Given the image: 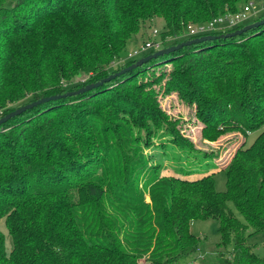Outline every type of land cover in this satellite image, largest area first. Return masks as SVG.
I'll return each mask as SVG.
<instances>
[{
  "label": "trees",
  "instance_id": "1",
  "mask_svg": "<svg viewBox=\"0 0 264 264\" xmlns=\"http://www.w3.org/2000/svg\"><path fill=\"white\" fill-rule=\"evenodd\" d=\"M247 1L0 0V107L64 93V84L80 73L90 74L91 82L106 77L153 17H162L175 35L189 21L234 14ZM182 58L178 72L193 82L198 97L201 91L210 97L200 114L203 137H244L218 165L225 190H216L213 173L166 176L161 162L144 157L138 146L149 140L139 135L147 130L143 118L107 106L120 101L117 92L101 98L113 91L115 78L0 125V219L12 238L7 252L0 231V264H178L197 249L191 221L209 218L218 221V244L231 246L229 255H218L219 264H264L247 243V236L264 231V24L149 62ZM146 65L118 76L117 90L131 87V77ZM74 100L82 102L56 112ZM258 130L246 145L245 137ZM169 141L182 142L178 136Z\"/></svg>",
  "mask_w": 264,
  "mask_h": 264
},
{
  "label": "rangeland",
  "instance_id": "2",
  "mask_svg": "<svg viewBox=\"0 0 264 264\" xmlns=\"http://www.w3.org/2000/svg\"><path fill=\"white\" fill-rule=\"evenodd\" d=\"M249 2H252L251 10L247 20L243 23L244 26L256 21L255 19L264 13V0H248L246 3L239 6L238 11ZM225 14L231 15L233 13ZM262 18L264 17H261L260 19ZM213 19L203 22L189 21L187 30L174 35L167 32L165 20L162 17H153V19L146 22V24L143 25L134 35L132 40L128 42L123 55H121L118 61L114 62L107 68L108 75L133 64L134 62L126 65L129 62L127 58L128 53L138 46H141L146 41L152 40L158 42L160 44L159 49L176 45L174 44L176 40H182L189 36V26L195 27L200 24H205ZM228 30L229 28L216 32H221L222 34V32L227 33L233 31ZM159 49L151 50V52H149V50L145 55L138 56L137 60ZM218 50H222V48ZM184 60L185 58H182L181 60L158 64L149 62V60L146 62L147 65L141 73L131 77L133 79L131 80V87H126L121 91H119V89L117 90V85L121 80H118L117 76V79L114 78L117 81L111 83L109 86L113 91L105 94V97L101 98L105 99L107 96L110 97V94L117 92V98H120V101L116 100L113 105L108 104L107 106H114L119 110L122 116L131 114L135 117L143 118L147 130L140 129L139 135L143 139L149 134V140L148 144L145 145L140 143L138 146L141 147L144 157L149 159L150 163L161 162V174L166 176L173 175L185 178H198L202 175L213 173L216 190L224 191L226 188L225 172L218 165L223 164L229 153L235 149L244 137L236 132L222 135L214 141H209L203 137V120L200 117V114L207 109L209 104L211 105L209 101L204 102V99L207 100L210 97L205 98L206 94L202 91L200 92L201 97H198L196 91L197 87H195V89L193 87V82L191 81L190 83L186 76L178 72L179 70L182 71L185 62ZM122 65L123 67H120L119 70L116 71V68ZM89 76L90 74L84 73L75 75L64 84V87L67 88L68 91H71L69 87L79 85L77 87L80 88L87 84L97 82H91ZM205 85V83H202L200 88H204ZM194 91L196 93H194ZM31 100L32 97L27 96L16 103L7 102L4 106L0 107V118L12 111L13 108L16 109L21 105L31 102ZM81 102V100H74L68 103V106L63 107L56 112L70 110L73 105L80 104ZM95 106L96 104H94V107ZM7 109H10V111H7L6 113L5 111ZM42 111L43 110L39 113ZM107 119L108 118L105 120ZM258 133L259 130L248 134L245 137L246 145L252 143ZM173 136H178L182 142L179 144L174 143L173 145V143L169 141ZM146 139L147 138H145V140ZM161 142H166V144L163 145ZM169 146L173 147V149L171 150ZM163 151L165 152L162 155L163 159L159 161L157 156ZM173 153H178L177 155H179L180 158L171 157V154ZM145 198L146 201L150 200L148 195H146ZM236 215L239 218L241 217L237 211ZM0 231L5 236L6 251L10 252L12 248V238L8 234L4 218L0 219ZM190 231L199 238L197 249L186 258L181 259L178 264H219V254H230L231 246L218 244L220 234L218 232V221L216 219L209 218L204 220H192L190 223ZM247 243L253 245L254 251L259 256H264V231L247 236ZM139 264H143L142 260Z\"/></svg>",
  "mask_w": 264,
  "mask_h": 264
},
{
  "label": "water",
  "instance_id": "3",
  "mask_svg": "<svg viewBox=\"0 0 264 264\" xmlns=\"http://www.w3.org/2000/svg\"><path fill=\"white\" fill-rule=\"evenodd\" d=\"M263 24H264V18H262L260 20H256V21L252 22L251 24L242 26L241 28L235 29L232 32H227V33H222V34L203 35V36H200V37H195V38H192V39H188V40L182 41V42H180V43H178L176 45H172V46H168V47H165V48H161V49H159V50H157V51H155L153 53L147 54L146 56H143V57L139 58L133 64L121 69L118 72L110 74L107 77L102 78L101 80H99L97 82L87 84V85L82 86V87H80V88H78L76 90H71V91H67V92H64V93H60V94H53V95L41 97V98H39L37 100H34V101H31V102L26 103L24 105H21V106L17 107L16 109L8 112L6 115L2 116L0 118V125L2 123H5L10 118H12V117H14L16 115H19L22 112H24L25 110L31 109V108H33V107H35V106H37V105H39L41 103H44V102H47V101H50V100L66 98V97H69V96L77 95L79 93H83L85 91H89V90H91V89H93V88H95V87H97L99 85H102L103 83L111 81L112 79L116 78L117 76H119L120 74H122V73H124L126 71H129V70H131V69H133L135 67L141 66L143 63H146L150 59L155 58V57H157L159 55L167 54V53H170V52H174V51L180 50L181 48H183L185 46H188V45H191V44H195V43H199V42H203V41H210V40H215V39H219V38L234 37L236 35H240L243 32H246V31H248V30H250V29H252L254 27H258V26L263 25Z\"/></svg>",
  "mask_w": 264,
  "mask_h": 264
},
{
  "label": "built area",
  "instance_id": "4",
  "mask_svg": "<svg viewBox=\"0 0 264 264\" xmlns=\"http://www.w3.org/2000/svg\"><path fill=\"white\" fill-rule=\"evenodd\" d=\"M252 2L246 4L240 11L234 14H224L214 18L213 20L205 23L200 24L195 27L189 26L188 27V35L193 37H200L203 35L212 34L216 31H221L223 29H234L238 28L240 25L247 20L249 16V12L251 10ZM160 44L158 42L148 40L143 43L141 46L131 50L128 53L127 58H137L140 55L145 54L149 50L159 49Z\"/></svg>",
  "mask_w": 264,
  "mask_h": 264
}]
</instances>
